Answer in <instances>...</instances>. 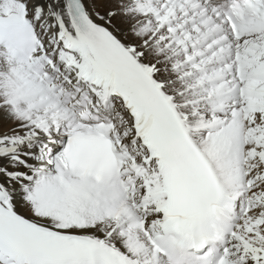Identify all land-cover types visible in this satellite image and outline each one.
<instances>
[{"label": "snow or ice", "instance_id": "snow-or-ice-1", "mask_svg": "<svg viewBox=\"0 0 264 264\" xmlns=\"http://www.w3.org/2000/svg\"><path fill=\"white\" fill-rule=\"evenodd\" d=\"M0 264H264V0H0Z\"/></svg>", "mask_w": 264, "mask_h": 264}]
</instances>
